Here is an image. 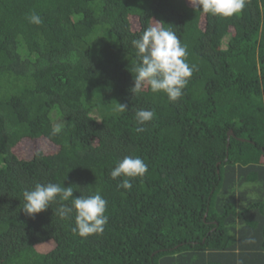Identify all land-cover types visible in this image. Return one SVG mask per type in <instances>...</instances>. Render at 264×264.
Here are the masks:
<instances>
[{
  "label": "trees",
  "instance_id": "trees-1",
  "mask_svg": "<svg viewBox=\"0 0 264 264\" xmlns=\"http://www.w3.org/2000/svg\"><path fill=\"white\" fill-rule=\"evenodd\" d=\"M154 21L195 68L175 102L130 91L131 40ZM141 108L155 117L137 132ZM128 155L147 172L124 190L110 172ZM38 182L99 190L103 233L73 232L56 214L71 201L26 214ZM0 264H264V0L229 18L188 0H0Z\"/></svg>",
  "mask_w": 264,
  "mask_h": 264
},
{
  "label": "clouds",
  "instance_id": "clouds-1",
  "mask_svg": "<svg viewBox=\"0 0 264 264\" xmlns=\"http://www.w3.org/2000/svg\"><path fill=\"white\" fill-rule=\"evenodd\" d=\"M193 8L214 17L229 18L238 15L245 8L247 0H188ZM33 25H41L39 14L32 12L26 16ZM136 50L137 63L133 67L134 84L132 94H140L145 86L152 93H164L170 102L179 100L184 95L189 79L195 71L194 66L187 63V47L183 45L174 31L165 24L154 21L146 27L137 38L131 40ZM127 106L117 103V111L125 112ZM155 117L152 109H139L135 112V120L139 127L137 132L145 131L143 127ZM61 132L59 126L52 130V135ZM147 172V164L139 156L128 155L118 161L110 172V178H121L117 187L131 190L132 179L143 177ZM74 188L60 183H36L31 190L23 192V211L33 216L49 208L55 201H71L70 205L62 204L56 214L61 219H68L75 213L73 232L80 237L99 235L108 222L105 215L108 201L97 190L90 195L73 196ZM247 243H255L249 238Z\"/></svg>",
  "mask_w": 264,
  "mask_h": 264
},
{
  "label": "water",
  "instance_id": "water-1",
  "mask_svg": "<svg viewBox=\"0 0 264 264\" xmlns=\"http://www.w3.org/2000/svg\"><path fill=\"white\" fill-rule=\"evenodd\" d=\"M230 132H231V131H230ZM230 132H229V133H230Z\"/></svg>",
  "mask_w": 264,
  "mask_h": 264
}]
</instances>
